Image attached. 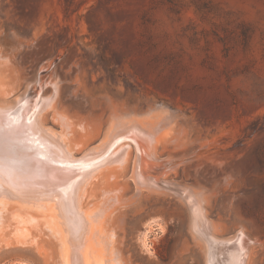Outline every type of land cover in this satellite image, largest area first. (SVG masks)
Here are the masks:
<instances>
[{"label": "rangeland", "instance_id": "obj_1", "mask_svg": "<svg viewBox=\"0 0 264 264\" xmlns=\"http://www.w3.org/2000/svg\"><path fill=\"white\" fill-rule=\"evenodd\" d=\"M26 101L74 158L149 120L75 195L106 264H264V0H0V107ZM1 195L0 264H64Z\"/></svg>", "mask_w": 264, "mask_h": 264}, {"label": "bare ground", "instance_id": "obj_2", "mask_svg": "<svg viewBox=\"0 0 264 264\" xmlns=\"http://www.w3.org/2000/svg\"><path fill=\"white\" fill-rule=\"evenodd\" d=\"M30 103L26 101L12 115L9 113L13 109L12 105L0 107V193L6 195L7 201L21 207L51 211L55 227L62 237L61 247L66 252L63 253L64 264H106L92 249L86 247L89 239L86 217L75 206L76 192L91 174L94 173V176L96 170L115 156L129 149H133L134 153L143 149L148 151L146 149L150 148L152 137L144 138L145 131L137 122L148 126L146 123L149 120L132 118L135 126L118 121V125H113L114 129L107 134L105 145H111L101 152L102 156L96 157L89 153V156L85 154L74 158L61 139L54 140L51 133L37 122L39 108ZM123 119L120 122L129 123ZM152 146L151 149L154 148ZM98 153L99 150L95 152ZM10 205V212L18 211L17 206ZM239 257V252L233 256L237 260H240Z\"/></svg>", "mask_w": 264, "mask_h": 264}]
</instances>
